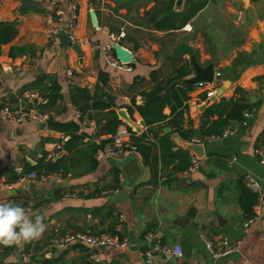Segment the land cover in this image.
I'll list each match as a JSON object with an SVG mask.
<instances>
[{"label":"crops","instance_id":"1","mask_svg":"<svg viewBox=\"0 0 264 264\" xmlns=\"http://www.w3.org/2000/svg\"><path fill=\"white\" fill-rule=\"evenodd\" d=\"M155 1L0 0V23H16L19 31L11 44L2 47L0 104L9 103L14 110H35L36 101L28 98L32 90L27 88L41 76H48L61 88V100L55 108L45 111L44 116L53 115L54 123H76L80 134L85 135L74 155L64 149L70 137L54 130L49 116L44 123L38 120L0 123V202L30 209V217L43 213L47 225L39 240L23 247L0 246V264H23L22 254L28 251L38 261L52 259L54 264H146L142 254L149 250L155 251L157 264H264V201L257 219L249 227L244 226L247 219L240 205L241 183L246 184V177L257 178L264 190V166L257 155L258 150L264 152V0L210 2L189 25L174 33L158 32L137 23L146 11L155 7ZM73 6L78 13L76 36L81 53L65 32L47 38L49 30L56 26L57 11L64 10L68 18ZM91 12L96 15L98 27L92 23ZM119 38H125L122 46L132 53L134 63L120 62L114 49L111 53L119 65L107 61L106 48L119 43ZM184 42L195 49L204 66L214 63L217 73L236 75L216 101L211 100L222 88V82L196 86L190 93V113L185 115L184 128L188 129L190 117L194 128L199 129L204 112L222 98H242L236 89L245 91L246 103L255 112L247 127H240L237 135L201 142L205 158L193 174L189 170L175 174L174 164L166 166L161 162L154 176L137 155L142 173L133 188H128L123 169L135 168V155L98 161L92 155L93 147L111 137L99 136L95 121H80L72 93L80 88L95 95L100 73L108 74L110 80L103 92L114 98V110L123 121L118 132H128L131 128L138 136L147 134L149 142L156 144L134 101L138 106L144 104L142 93L152 89L153 71L167 76L175 66L191 62L189 55L172 57L173 51ZM12 48H16L15 58L10 57ZM230 68L233 70L227 71ZM70 70L74 73L72 79L68 77ZM206 94L209 99L204 101ZM119 111L125 112L129 120L120 118ZM164 113L170 115L171 111L167 108ZM168 129L177 145L175 152L186 151L180 144L184 141L171 128L166 127L164 133L168 134ZM59 143L64 153L58 159L52 158ZM160 154L157 143L154 155L160 157ZM190 156L192 160L194 155L190 153ZM64 157L72 159L66 178L59 176L53 181L37 182L28 180L26 175L16 183L10 182L15 174L37 166L43 159L49 162ZM93 165H96L94 170ZM114 169L120 171L119 186L115 183ZM114 189L118 192L102 195V191ZM191 208L196 209L195 219L187 227H179L176 221L187 218ZM218 215L223 218L222 227ZM120 223L122 236L128 240L125 249L50 247V238L57 232L97 235L117 228ZM149 235L153 236L151 241L147 239ZM223 238H228L237 250L216 257L207 244L211 243L218 252ZM159 245L168 249L180 245L184 259L168 261L158 252Z\"/></svg>","mask_w":264,"mask_h":264},{"label":"trees","instance_id":"2","mask_svg":"<svg viewBox=\"0 0 264 264\" xmlns=\"http://www.w3.org/2000/svg\"><path fill=\"white\" fill-rule=\"evenodd\" d=\"M176 1L177 0H156L155 7L146 11L141 17V22L138 21L137 23L140 26H147L158 32L174 33L183 30L205 10L210 2H215L216 0H186L184 11L176 10ZM119 7H121V5H119ZM18 33L19 31L16 23H0V56L2 54V47L11 44L17 38ZM124 39L125 38L120 39L119 43L121 45ZM15 51L16 48L11 49V58L16 57ZM172 57L173 59L180 58L176 55H172ZM231 70H233V68L227 71ZM192 72L191 63L189 61L175 66L172 73L167 76H162L155 70L151 73V80L154 84L152 89L142 93L144 104L138 106L134 101L135 109L143 118L145 126L152 130V135L159 144L160 157L154 155V148L157 143H150L147 134L138 136L131 128L128 132L131 142L133 145L137 146L138 155L143 159L144 164L150 168L154 176L158 173V167L161 162L166 166L174 164L173 173L175 174L189 170L192 164L191 156L188 151L179 149L175 152L177 145L171 140L169 134L164 133L166 127L171 128L173 133L177 134L184 142H203L209 138L222 136L225 130L243 121V114L245 112L251 111L254 108L246 103L244 97L245 91L236 89V94L243 95L242 98L231 100L222 98L219 103L211 105L204 112L199 129L194 128L193 121L190 117H188L187 120L189 125L188 129L184 128L182 125L186 120L185 115L190 113V93L197 87L185 86L180 83V81L191 76ZM109 80L108 74L104 72L100 73L96 94L92 95L88 90L76 88L72 93V101L75 108L81 114V122L84 120L95 121L97 127L100 129L99 136H110L112 138L118 133L123 121L119 119L114 110V98L103 92ZM27 89L38 94L42 99L41 103H35V110L42 115H45V111L48 109L55 108L61 100V88L51 78L45 75L41 76L33 86ZM208 99L209 97L207 94L203 96L204 101ZM95 101L101 102L93 105ZM6 105H9V103L0 104V108ZM167 108L171 111L170 115L164 113ZM130 112H132V108ZM48 116L53 118V115L49 114ZM215 117H217V119H214ZM155 126H157V129H152ZM51 127L63 133L64 136L70 137V140L64 144V149L68 154L76 155L75 152L77 148L83 144L85 137V135L80 134V126L76 123H54ZM161 133H164L162 137L160 136ZM111 138L103 141L99 146L93 147L92 155L95 158L98 151L112 141ZM71 161L72 159L68 157L49 162L43 159L39 161L37 166H29L22 174H15L10 182L16 183L32 172H36L39 177L58 175L62 178H66L70 174L69 166H71ZM95 167L96 165H93L92 170H94ZM113 172L115 175V183L119 186L120 171L114 169ZM241 189L240 205L246 219H249L255 215L257 197L251 193L243 182L241 183ZM116 233L115 227V229L103 234L114 236ZM31 262L35 264H54L52 259H45L40 262L36 259V255L34 254H32Z\"/></svg>","mask_w":264,"mask_h":264},{"label":"built area","instance_id":"3","mask_svg":"<svg viewBox=\"0 0 264 264\" xmlns=\"http://www.w3.org/2000/svg\"><path fill=\"white\" fill-rule=\"evenodd\" d=\"M30 1L41 3L45 0H30ZM57 14H58V19L56 22V26H54L53 28L49 30L47 34V38L52 39L56 36H59L61 32H65L71 44H79V40L76 36V30L78 26V13H77L76 6L72 7V13L68 18L66 17L65 12L62 9H59L57 11ZM112 49H113V46H109L106 48V59L109 63L113 64L114 66H118L119 61L113 58L112 53H111ZM68 77L70 79L74 77V73L72 70L69 71ZM28 98L30 100L36 101L37 103L42 102V99L39 97V95L33 92H30L28 94ZM253 112H255V110L245 112L243 114L244 119L241 123H238L232 128H228L227 130L224 131L222 136L216 137V139L229 138V137H233L237 135L240 127H247L248 120L252 116ZM47 117L48 116H44L38 113L34 109L33 110H26V109L14 110L9 105H6L0 108V123L11 122L14 124H23L31 120H38L39 122L44 123L47 120ZM0 132H1V128H0ZM111 139L112 141L110 143H108L103 149L98 151L96 155V159L98 161H102L106 158L121 159L122 157L126 155H131V154L138 155L137 146L133 145V143L131 142L129 132H124V133L118 132ZM195 143H201V141H195ZM63 153H64L63 146L61 143H59L56 146V150L53 153L52 158L58 159L63 155ZM257 155L259 156L260 163L264 166V152L261 150H258ZM234 161H232L231 164L234 163ZM199 167H200V161L194 156L188 173L189 174L195 173L199 169ZM59 178L60 177L58 175L39 177L36 172H32L27 175L28 180H33L37 182H48V181H53ZM246 184H247L248 189L251 191V193L257 197L255 215L254 217L247 219L244 223L245 227H249L257 219L259 210L264 201V190H263V186L261 185V182L253 176L246 177ZM111 192H118V189L104 190L102 191V195H108ZM27 212L32 213L30 209ZM122 220H123L122 217H120V222ZM116 232L117 233L114 236H111L108 234H97L96 235V234L78 232V231L70 232L66 234H61L57 232L53 237L50 238V247L63 249V250H68L75 246H84V247L89 248L90 250H100L101 248H107V247H114V248H119V249L127 248L128 240L122 236V224L121 223L118 224V227L116 228ZM147 239L148 241H151L153 239V236L149 235ZM207 246L209 247V249L213 252V254L216 257H224L227 255H230L231 253L237 250V247L234 244L230 243L228 238L222 239L221 249L218 252L216 250H213V245L211 243H208ZM154 252H155L154 250H149L142 254L145 259L146 264H157ZM158 252L162 253L168 261L169 260L181 261L185 257L184 250L180 245H175L171 249H168V248H165L159 245ZM31 260H32V257L29 253L26 252L22 254L23 264H35V263H32Z\"/></svg>","mask_w":264,"mask_h":264},{"label":"water","instance_id":"4","mask_svg":"<svg viewBox=\"0 0 264 264\" xmlns=\"http://www.w3.org/2000/svg\"><path fill=\"white\" fill-rule=\"evenodd\" d=\"M185 1L186 0L176 1L177 11H183L182 7L185 5ZM91 20L94 26L98 27V21H97V18L94 12H91ZM74 48L78 52L81 53V47L79 44H74ZM113 49L116 52V55L118 59L120 60V62H122L123 64L129 65V64L134 63L135 60L133 58L132 53L128 51L127 49H125L121 44L119 43L115 44L113 46ZM173 55H176V56L189 55L191 58L190 63H191L192 71L194 74L191 75L189 78L181 80L180 83H182L183 85L192 87V86H202L205 84H213L216 81L223 83L222 88L218 91L217 95L213 97L211 101H216L218 97H221L223 93L226 91V89H228L230 85L232 84V82L236 79V75L233 73H227V74L217 73L214 63H210L207 66H204L203 64H201L198 59L195 49L190 47L185 42L180 47H178L177 49L173 51ZM100 102L101 101H95L93 105L99 104ZM205 108L206 106H204L202 110H204ZM118 115L120 116V118L124 120H129L127 114L123 111H119ZM54 122H55L54 118H51L49 121L50 124ZM167 133L170 134L169 129L167 130ZM172 139H175V138L172 136ZM180 144L183 146V148L186 151H188L189 153H192L199 161H202L205 158L204 146L201 143H195V142H192V143L183 142L182 143L181 142ZM134 161L137 162V164H135L136 166L134 169L130 171H125L123 169L124 174H125V179H126L125 186L128 188H133L135 181L141 176V173H142L139 158L137 155H135ZM62 185L63 184L61 183V186ZM195 211H196L195 208H191L189 213L187 214V218L176 221V224L182 228L187 227L190 224L191 220L195 219L196 217ZM36 216L43 217L44 222L46 221V218L43 213L36 214L32 217H36ZM218 221H219V225L222 227L223 218L220 215H218Z\"/></svg>","mask_w":264,"mask_h":264},{"label":"clouds","instance_id":"5","mask_svg":"<svg viewBox=\"0 0 264 264\" xmlns=\"http://www.w3.org/2000/svg\"><path fill=\"white\" fill-rule=\"evenodd\" d=\"M46 230L43 217H30L19 204L0 202V246L23 247L41 239Z\"/></svg>","mask_w":264,"mask_h":264}]
</instances>
